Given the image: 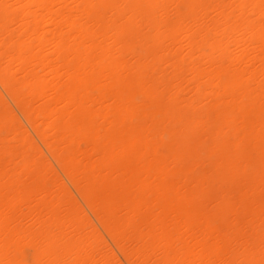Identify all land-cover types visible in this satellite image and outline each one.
<instances>
[{
    "label": "bare ground",
    "instance_id": "bare-ground-1",
    "mask_svg": "<svg viewBox=\"0 0 264 264\" xmlns=\"http://www.w3.org/2000/svg\"><path fill=\"white\" fill-rule=\"evenodd\" d=\"M122 2L0 0V213L6 186L23 188L29 213L38 215L43 225L6 245L0 223V264L53 259L122 264L121 258L129 255L127 225L102 193L124 183L132 167L144 171L147 184L163 181L167 170L178 190L187 185L189 177L176 167L171 149L178 127L199 144L202 168L212 164L206 152L230 153L241 131L248 129L255 144L251 189L259 237L264 95L260 9L233 13L193 8L186 10L190 23L147 24L130 45L120 43L100 23L85 24L94 10L60 7ZM146 2L208 5L241 0ZM4 4L36 7L6 10ZM175 13L165 10L166 15ZM132 80L148 103L153 96L166 97L173 118L161 123L155 113L122 108L134 104L133 95L123 94ZM248 97L255 106L251 118L245 119L242 110ZM145 156L148 166L159 165L151 179ZM176 258L206 257L195 250Z\"/></svg>",
    "mask_w": 264,
    "mask_h": 264
},
{
    "label": "snow or ice",
    "instance_id": "snow-or-ice-1",
    "mask_svg": "<svg viewBox=\"0 0 264 264\" xmlns=\"http://www.w3.org/2000/svg\"><path fill=\"white\" fill-rule=\"evenodd\" d=\"M6 10L13 7L34 8L36 5H2ZM60 7L88 8L94 10L83 22L89 26L97 23L107 27L119 38L120 43L134 44L147 24L159 21L162 24L190 23L191 15L186 10L193 8L231 10L233 13L259 8L264 19V0L259 4L241 2L221 4H166L146 0H124L122 3H90L61 5ZM117 11H111V10ZM174 9L175 14L166 15L165 10ZM111 11V14L109 12ZM158 92V86H152ZM140 85L129 81L123 89L125 97L134 96V104L123 105L129 110L139 109L141 113H155L163 123L171 120V106L166 97L153 96L148 103L139 91ZM146 105V107H145ZM242 115L250 119L255 100L248 97ZM126 114V113H125ZM261 136L259 177L261 193L259 199V237L254 231L257 202L251 189L254 183L255 144L248 129H243L230 153L212 151L207 159L211 166L201 167L198 143L192 142L188 131L179 127L171 140L176 167L182 175L189 177V183L179 190L167 176L156 183L144 182V171L130 169L125 182L103 191L111 201L113 209L127 225L126 236L129 255L122 264H264V95L260 99ZM148 123L147 121L145 122ZM152 134L151 130L147 133ZM202 139V138H201ZM210 147V146H209ZM144 164L149 176L159 167L153 163ZM38 196V192L34 193ZM5 203L0 213L4 228V241L8 245L31 229L42 228L38 215L29 213L23 188H5ZM185 237H190L185 243ZM194 244V248H193ZM195 250L206 258L198 260L177 259L180 254ZM141 257H144L141 259ZM3 264H12L5 261ZM29 264H76L67 260L32 261ZM104 264H112L106 260Z\"/></svg>",
    "mask_w": 264,
    "mask_h": 264
},
{
    "label": "rangeland",
    "instance_id": "rangeland-1",
    "mask_svg": "<svg viewBox=\"0 0 264 264\" xmlns=\"http://www.w3.org/2000/svg\"><path fill=\"white\" fill-rule=\"evenodd\" d=\"M14 28V27H13ZM20 116V115H19ZM21 120H22V118L21 117H19ZM23 123H24V121H23ZM71 190H72V193L76 196V198H77V194L75 193V191L71 188ZM77 199H79V197L77 198ZM79 201H80V199H79ZM80 203H82L81 201H80ZM63 208H65V206H63ZM92 218V220L94 221V223L96 222V220L93 218V217H91ZM96 224V223H95ZM121 261H122V258H121Z\"/></svg>",
    "mask_w": 264,
    "mask_h": 264
}]
</instances>
